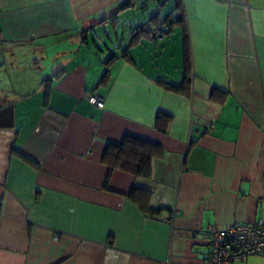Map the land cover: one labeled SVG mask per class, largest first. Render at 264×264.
I'll return each mask as SVG.
<instances>
[{
    "label": "crops",
    "instance_id": "crops-1",
    "mask_svg": "<svg viewBox=\"0 0 264 264\" xmlns=\"http://www.w3.org/2000/svg\"><path fill=\"white\" fill-rule=\"evenodd\" d=\"M167 1L0 0V264H207L264 223V0ZM127 135L148 173L105 161Z\"/></svg>",
    "mask_w": 264,
    "mask_h": 264
},
{
    "label": "built area",
    "instance_id": "built-area-1",
    "mask_svg": "<svg viewBox=\"0 0 264 264\" xmlns=\"http://www.w3.org/2000/svg\"><path fill=\"white\" fill-rule=\"evenodd\" d=\"M152 33L157 35L156 31ZM86 99L95 108L104 105L103 99L93 92ZM206 240L210 246L207 264H231L247 255L264 254V223L236 222L226 229L211 225L206 231Z\"/></svg>",
    "mask_w": 264,
    "mask_h": 264
},
{
    "label": "trees",
    "instance_id": "trees-1",
    "mask_svg": "<svg viewBox=\"0 0 264 264\" xmlns=\"http://www.w3.org/2000/svg\"><path fill=\"white\" fill-rule=\"evenodd\" d=\"M143 5L141 8L148 7L147 2L149 0H141ZM151 2H156V11L158 12L161 8V6L166 2V0H150ZM178 1L176 0L177 7H178ZM180 7V6H179ZM178 10V8H177ZM174 22H178L181 18H183V13L179 11L176 14ZM139 28V27H138ZM136 28V29H138ZM140 31L144 32L146 37H148L150 40H153L155 42L161 40L163 38V33H167L168 29L164 27V25H159L156 28H141ZM153 31H156L157 35L152 33ZM126 54H123L125 56ZM113 57H115V54L111 52V56L107 58V60H112ZM151 147L150 144L142 141L141 139L134 138L131 136H125L123 138V141L119 144H113L114 150H107L105 154V161L110 166L120 167L125 170H130L135 173H148L147 167L149 164L150 155L147 152H141L142 144Z\"/></svg>",
    "mask_w": 264,
    "mask_h": 264
},
{
    "label": "rangeland",
    "instance_id": "rangeland-1",
    "mask_svg": "<svg viewBox=\"0 0 264 264\" xmlns=\"http://www.w3.org/2000/svg\"><path fill=\"white\" fill-rule=\"evenodd\" d=\"M167 1V0H166ZM169 0L167 1V3H166V5H164L163 6V8H165V7H168V10L171 8V5H169ZM148 4H149V8L147 9L148 11H154V9H153V2H151L150 0H149V2H147ZM165 4V3H164ZM155 8V7H154ZM150 13H152V12H149V14ZM140 19V18H139ZM139 21V20H138ZM140 21H142V19H140ZM119 31V30H118ZM96 32L98 33V35H100V37H102V39H104V41H105V43H106V45L107 46H109L108 48L103 44V43H101L100 41H98V39H97V35L94 33L93 34V36L95 37V40L97 41V50H96V52L97 53H99V51H103L104 52V55L106 56V54L108 53V51L109 50H112V51H114V49H113V47L111 46V45H113L112 44V42L106 37V36H104L103 34H101L100 33V30H96ZM118 34V33H117ZM101 39V40H102ZM91 43L93 44V42L91 41ZM100 49V50H99Z\"/></svg>",
    "mask_w": 264,
    "mask_h": 264
}]
</instances>
